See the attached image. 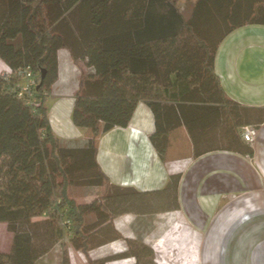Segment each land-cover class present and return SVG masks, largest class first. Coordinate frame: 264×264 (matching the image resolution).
Returning a JSON list of instances; mask_svg holds the SVG:
<instances>
[{
	"label": "trees",
	"instance_id": "1",
	"mask_svg": "<svg viewBox=\"0 0 264 264\" xmlns=\"http://www.w3.org/2000/svg\"><path fill=\"white\" fill-rule=\"evenodd\" d=\"M178 1L0 0V60L11 71L0 75V223L13 234L0 264H36L66 238L85 254L122 239L113 206L124 202L138 206V200L163 195L179 209L180 174L170 176L163 189L141 192L113 185L98 164L97 138L128 127L140 102L153 113L150 139L161 160L170 134L180 127L186 128L196 157L220 149L253 157L242 129H258L264 108L230 100L214 61L234 30L264 26V0H195L188 18ZM63 48L86 67L73 111L74 123L91 129L83 145L64 143L49 121L46 99ZM25 69L36 81L32 98L20 97L16 89L17 72ZM222 131L224 139H211ZM72 188L115 193L77 203ZM132 227L139 241L127 239L124 252L89 263L133 258V264H156L139 228ZM61 264H70L69 258L63 256Z\"/></svg>",
	"mask_w": 264,
	"mask_h": 264
},
{
	"label": "crops",
	"instance_id": "2",
	"mask_svg": "<svg viewBox=\"0 0 264 264\" xmlns=\"http://www.w3.org/2000/svg\"><path fill=\"white\" fill-rule=\"evenodd\" d=\"M214 71L230 100L247 108H264V26L247 25L230 33L218 48ZM79 77L69 51L60 49L58 74L46 106L54 134L64 143L83 145L91 129L73 121ZM154 131L153 113L140 102L128 127L97 138V161L111 183L147 192L165 188L170 176L180 174L179 211L199 230L208 228L205 248L219 251L217 261L209 258L204 264L252 262L250 251L253 262H264V251L259 254L261 261L256 251L264 246V123L251 145L253 157L224 149L196 157L186 128L180 127L170 134L161 160L150 139ZM213 138L224 139V132ZM181 161L186 164L176 170Z\"/></svg>",
	"mask_w": 264,
	"mask_h": 264
},
{
	"label": "rangeland",
	"instance_id": "3",
	"mask_svg": "<svg viewBox=\"0 0 264 264\" xmlns=\"http://www.w3.org/2000/svg\"><path fill=\"white\" fill-rule=\"evenodd\" d=\"M195 2V0L178 1L179 10L185 18L190 16ZM74 63L78 68L80 81L81 74L86 72V67L81 61H74ZM6 66L7 65L0 60V75H5L10 72V69ZM184 164H186V162H178L175 169L180 170V166L182 168ZM114 193L112 189H93L89 190V192L84 188L71 189V195L77 203H90L94 200H98V198L114 195ZM138 203V206L131 205L132 207L126 205V202L113 206L115 213L113 223L117 231L121 234L122 239L111 241L85 254L75 250L70 240L66 238L63 243L55 246L52 251L40 258L36 264H61L63 256L69 258L70 264H90V260H101L124 252L127 248V239L137 242L140 238L138 233L133 230V225L139 228V234L142 235L141 239L143 244L153 251L156 264H204L209 258H213L217 261L216 256H218L219 251L215 250V252H209L205 248V241L209 235L207 232L208 228L203 231L199 230V228L195 227L190 221L184 218L179 209H172L174 203L172 200L168 199V196L149 197L143 201L138 200ZM127 208L139 210L140 215L117 214V212L126 210ZM240 219L244 221L246 216H242ZM93 220L94 218H92V216L88 217V221ZM239 223L240 222L236 225L238 226ZM12 238L13 234L8 231L7 225L0 223V254L10 251ZM260 238L261 234L259 233L257 234V239ZM262 250L264 251V246H259V249L256 250L258 251L257 255L263 253ZM256 251H253V253H256ZM247 255L248 260L252 262H243V264H264V262H253V258L251 257L252 251L248 252ZM249 257H251V259H249ZM261 258L262 254L260 256V261ZM134 261L133 258H129L114 261L109 264H133ZM217 263L226 264V262ZM227 264H229V262Z\"/></svg>",
	"mask_w": 264,
	"mask_h": 264
},
{
	"label": "built area",
	"instance_id": "4",
	"mask_svg": "<svg viewBox=\"0 0 264 264\" xmlns=\"http://www.w3.org/2000/svg\"><path fill=\"white\" fill-rule=\"evenodd\" d=\"M11 72V71H10ZM9 72V73H10ZM17 75L20 76V82L16 85V89L19 92V96H28L32 98L34 95V89L36 87V81L33 78L32 72L29 69H25L17 72ZM35 101L31 100V104H34ZM258 136V129L254 127H244L242 129L243 140L252 145Z\"/></svg>",
	"mask_w": 264,
	"mask_h": 264
},
{
	"label": "water",
	"instance_id": "5",
	"mask_svg": "<svg viewBox=\"0 0 264 264\" xmlns=\"http://www.w3.org/2000/svg\"><path fill=\"white\" fill-rule=\"evenodd\" d=\"M44 77H45V71L42 72V78H44Z\"/></svg>",
	"mask_w": 264,
	"mask_h": 264
},
{
	"label": "bare ground",
	"instance_id": "6",
	"mask_svg": "<svg viewBox=\"0 0 264 264\" xmlns=\"http://www.w3.org/2000/svg\"><path fill=\"white\" fill-rule=\"evenodd\" d=\"M258 261H259V259H258ZM257 263V262H256Z\"/></svg>",
	"mask_w": 264,
	"mask_h": 264
}]
</instances>
